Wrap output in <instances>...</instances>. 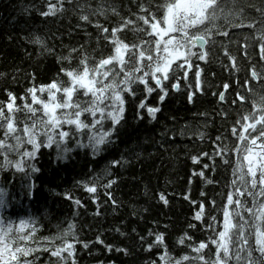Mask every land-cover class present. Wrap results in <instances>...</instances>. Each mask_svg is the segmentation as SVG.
<instances>
[{"label": "trees", "instance_id": "16d2710c", "mask_svg": "<svg viewBox=\"0 0 264 264\" xmlns=\"http://www.w3.org/2000/svg\"><path fill=\"white\" fill-rule=\"evenodd\" d=\"M111 2L118 6L124 19H135L132 14L137 12V6L131 0ZM47 3L48 0H0V101L7 103L9 93L25 97L26 90L33 86L37 88V98H45L47 93H41L39 88L55 80H70L66 72L76 69L80 56L86 54L99 59L101 34L94 27L97 20L104 26H114L119 20L109 13L107 20L92 16V23L85 25L80 20V6L84 5L87 13V0H72L70 4L65 3L63 13L44 17L40 13L47 10ZM96 3L97 0H91L92 7ZM247 3L264 8V0H247ZM247 19L256 23V29L260 28L257 22L260 17L251 8L247 9ZM219 23L230 36L213 35L211 39L215 43L207 44L210 63L201 62L200 88L190 89L182 83L180 91L170 89L163 103L155 92L147 96L148 106L160 108L155 119L146 109L138 108L145 95L137 91L135 97L129 96L125 102L123 127L113 136L114 143L101 145L99 154L93 155L91 147L77 148L71 143L73 150L69 153H58L55 147L41 149L34 161L39 171L30 179L23 178L14 168L0 170V189L7 193V204L36 218L35 236L41 245L47 243L45 237L57 234L58 226L67 228L72 224L79 241L75 243L77 264L158 261L164 249L150 248L158 243L156 234H163L164 244L173 256L195 255L190 248L179 244V238L190 236L195 244L206 240L208 233L199 231L201 222L194 221L193 217L201 204L207 215L213 201L219 207L221 194L233 191L232 168L238 158L234 149L240 142L231 134V129L242 130L237 121L247 113L246 104L239 100L237 93L245 98L250 93H256L257 97L264 94V79L250 78L251 67L259 72L264 64V61L256 63L259 45L254 50L249 47L259 31L232 29L223 20ZM35 36L42 39L43 47L32 42ZM133 40L137 37L129 32L126 42ZM105 43L100 40L99 48ZM73 47L78 51L72 53L71 62L62 60ZM225 53L234 57L241 69L248 67L247 83H244V72L237 73ZM189 80L195 83L192 70ZM224 84L229 87L224 92L225 100L221 101L218 93L224 91ZM189 92L193 93L192 102L188 100ZM26 99L30 101L31 95ZM24 102L16 101L17 104ZM62 111L57 109V115ZM68 127L65 125V130ZM197 129L205 133L204 139L194 135ZM218 135L222 137L219 141L215 139ZM83 143L88 144L86 137ZM224 145L232 149L228 154L230 164L218 171L204 168V164H213L211 157L220 161L216 153ZM205 152L209 153L208 157L203 155ZM193 156L199 163H193ZM114 160L121 163L112 164ZM105 170L111 175L105 176ZM200 172L204 176L198 175ZM92 176L103 177L100 185L89 184L97 188L95 193H89L82 186ZM108 180L116 182L110 189L102 186ZM226 182L230 185L227 188ZM31 185L35 186L32 200L28 189ZM77 199L79 206L74 202ZM211 215L217 212L211 210ZM189 222L196 223L197 229H190ZM84 243L88 244L87 248L83 247ZM47 259L48 254L42 253L41 260Z\"/></svg>", "mask_w": 264, "mask_h": 264}, {"label": "snow or ice", "instance_id": "6c2138e0", "mask_svg": "<svg viewBox=\"0 0 264 264\" xmlns=\"http://www.w3.org/2000/svg\"><path fill=\"white\" fill-rule=\"evenodd\" d=\"M131 2L137 6V12L132 14L134 20L131 17L124 19L118 6L111 0H97L95 7L91 6V0H87V13L84 12V5L80 6V20L85 25L92 23V16L107 20L111 13L119 18L114 26H104L98 20L94 25L101 34L98 36L99 59L86 54L80 56L76 69L70 68L66 72L70 80H55L39 88L41 93H47L45 98L38 99L37 88L33 86L26 90L25 97L9 93L7 103L0 101V170L14 168L16 173L23 174V178L30 179L32 174L39 171L34 161L41 149L55 147L58 153H69L73 150L69 146L71 143L77 148L91 147L93 155L99 154L101 145L114 143L113 136L123 127L125 102L129 96L135 97L137 91L145 95L138 108L146 109L148 115L155 119L160 108L148 106L147 96L155 92L159 102L163 103L170 89L180 91L182 83L190 89L200 88L201 69L199 63L193 60L197 54L191 48L197 44H214L211 38L216 34L230 36L219 23L221 20L232 29L259 31V36L249 47L254 50L258 44L256 63L264 61V8L248 4L247 0ZM65 3L70 4L72 0H48L47 10L40 14L54 17L66 11ZM248 8L258 13L259 29H256L255 22L247 19ZM129 32L137 40L126 42ZM245 39L249 38L245 36ZM100 40L106 42L102 48H99ZM32 42L44 46L39 36H35ZM77 51L73 47L69 55L61 59L70 63L72 53ZM225 55L233 61L232 67L237 73L244 72V83H247L248 67L241 69L234 57L228 53ZM207 57L208 52L203 51L197 60L210 63ZM189 70H192L194 84L189 80ZM250 78L264 79V64L259 72L252 66ZM223 87L227 89L229 85L224 84ZM248 91L252 90L249 88ZM29 95L31 100L27 101ZM218 96L221 101L225 100L223 92L218 93ZM240 99L246 98L241 96ZM17 100L25 102L17 104ZM188 100L193 101L192 92H189ZM258 100V104L255 100L252 102L254 111L237 121L242 130L238 131L235 127L231 129V134L240 142L234 149L238 158L236 166L232 168L235 177L231 181L233 191L221 194L219 207L213 201L207 215L201 204L193 217L194 221L201 222L199 231L207 232V239L195 244L190 236L179 238V244L190 248L195 255L188 253L177 258L164 244L163 234H156L158 243L150 245V248H163L164 251L158 261H149L148 264H264V94L259 95ZM232 102L236 103L235 100ZM57 109L63 111L57 115ZM65 125L69 126L67 130ZM194 135L205 138V133L198 129ZM85 137L88 144L83 143ZM221 138L218 135L215 139L219 141ZM231 151L224 145L216 153L221 157L220 161L211 157L213 164H204V168L218 171L228 166L231 162L228 154ZM203 155L208 157L209 153ZM192 160L194 164L199 163L196 156ZM120 163V160L112 161V164ZM104 175L110 176L111 172L105 170ZM198 175L204 176V173ZM102 179V176H92L82 186L89 193H95L97 188L89 184L100 185ZM115 183L114 180H108L102 186L110 189ZM229 186L227 182L224 185L225 188ZM6 195V191L0 189V207L7 206ZM161 199H164L163 195ZM74 202L80 205V200ZM164 202L167 203V200ZM211 210H215L217 215H211ZM30 224L35 225L36 220L31 217L28 220L21 219L17 226L0 214V264H77L75 243L79 241L73 230L74 225L69 224L67 228L58 226L57 234L45 237L47 243L41 245L35 236V227L26 231ZM189 228L197 229V224L189 222ZM57 241L60 243L57 244ZM98 242L103 243L99 238ZM83 247L87 248L88 244L84 243ZM107 247L109 251L112 250L111 246ZM42 253L48 254L47 261L41 260Z\"/></svg>", "mask_w": 264, "mask_h": 264}, {"label": "bare ground", "instance_id": "6f19581e", "mask_svg": "<svg viewBox=\"0 0 264 264\" xmlns=\"http://www.w3.org/2000/svg\"><path fill=\"white\" fill-rule=\"evenodd\" d=\"M242 96V93H240L239 95H237V97L239 98V100L242 103L246 104V110L247 113L246 115H248L250 112L254 111L253 107H252V102L255 100L257 102V104L259 103L258 97L256 96V93H250L245 100H241L240 97Z\"/></svg>", "mask_w": 264, "mask_h": 264}, {"label": "flooded vegetation", "instance_id": "af4514ba", "mask_svg": "<svg viewBox=\"0 0 264 264\" xmlns=\"http://www.w3.org/2000/svg\"><path fill=\"white\" fill-rule=\"evenodd\" d=\"M199 53H200L199 51H196L197 56L199 55Z\"/></svg>", "mask_w": 264, "mask_h": 264}, {"label": "water", "instance_id": "95a60500", "mask_svg": "<svg viewBox=\"0 0 264 264\" xmlns=\"http://www.w3.org/2000/svg\"><path fill=\"white\" fill-rule=\"evenodd\" d=\"M197 45H199V44H197ZM199 46H201V45H199ZM202 47H204V46H202Z\"/></svg>", "mask_w": 264, "mask_h": 264}]
</instances>
